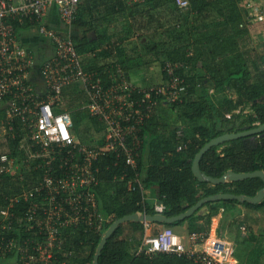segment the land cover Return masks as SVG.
<instances>
[{
	"label": "trees",
	"instance_id": "obj_1",
	"mask_svg": "<svg viewBox=\"0 0 264 264\" xmlns=\"http://www.w3.org/2000/svg\"><path fill=\"white\" fill-rule=\"evenodd\" d=\"M101 3L106 5L105 9L102 8L103 12L116 14L129 11L133 16L141 11L137 7L142 4L129 7L125 0H102ZM190 3L189 11L182 12L177 9L175 0H144L142 11L146 21L143 27L139 21H134L129 29L136 26L145 30L138 38L141 43L137 41L131 48L125 43L126 37L107 39V35L102 34L93 40L89 32L97 28L92 21L81 17L82 0L73 24V39L79 52L83 55L96 53L85 58L86 70L96 71L104 85L112 81L111 76L116 74L118 65L129 79L130 72L140 68L147 56H152V62L162 67L163 82L172 78L167 71L168 64L174 68L173 76L185 79L188 97L184 96L183 102L172 107L164 106L156 110L141 134L143 147L138 159V173L145 188L165 205L164 215L168 217L178 216L212 195L231 193L254 197L264 188V181L259 177L219 185L202 183L192 170L196 155L212 139L226 133L241 132L247 125L256 128L264 124V44L259 45L257 55H249L244 49V37L250 36V32L258 26L263 27L264 23H252L247 18L243 0H190ZM156 12L161 17L173 15L174 21L153 23ZM17 28L21 30L24 26L18 25ZM158 28L159 35L156 32ZM27 45H32L38 65L54 52L53 45L43 39L32 37ZM85 98L76 86L66 88L58 110L72 112L75 134L89 143L86 140L91 133V125L98 127V124L79 109ZM247 108L250 111L245 113ZM2 115L0 110V117ZM175 116L179 117V125L177 121L173 122ZM180 128L183 135L178 137ZM16 133L14 139L5 137L0 140V154L6 153L21 161L18 147L23 133L20 130ZM179 146H183L182 151H178ZM116 160L114 155H109L97 162L100 183L93 187L100 212L106 218H114L101 232L85 231L83 228L64 230L62 251H53L55 257L66 260L67 264H92L103 234L117 219L138 212L156 214L152 201L144 200L140 190H128V182L135 172L126 168L125 162L116 165ZM22 165L17 175L0 176V210L8 207L13 197L35 185L45 171L44 166ZM200 169L214 178H221L229 171H264V133L213 147L202 158ZM125 172L128 173L127 178L118 179ZM26 206L20 203L16 209L25 210ZM204 206L209 209L205 216L200 214V209L184 221L152 223L151 234L159 233L165 226L174 230L176 226H186L188 235L209 233L216 218L219 219L217 236L232 244L235 264H248V258L253 253L255 264H259L264 256V240L259 237H264V226L260 224L258 235L255 228L259 219L255 214H264V199L258 204L222 200ZM21 213H17L15 218ZM241 225L248 229L249 236H240L241 230L237 233ZM144 231V223L130 221L120 225L108 239L99 264H197L193 259L178 254L161 253L152 258L138 256ZM3 235L7 242L12 231L4 230ZM87 247L90 253L86 256ZM9 252L12 254H7L5 258H16L17 264H41L36 256L24 261L20 247Z\"/></svg>",
	"mask_w": 264,
	"mask_h": 264
},
{
	"label": "built area",
	"instance_id": "obj_2",
	"mask_svg": "<svg viewBox=\"0 0 264 264\" xmlns=\"http://www.w3.org/2000/svg\"><path fill=\"white\" fill-rule=\"evenodd\" d=\"M79 4L80 0H0V140L16 138L17 130L23 133L18 147L22 160L0 154V176L17 175L22 164L45 169L35 185L0 210V253L20 247L24 260L36 256L41 264H61V259L53 251L44 252L43 246L55 242L51 247L61 249L64 230L101 232L113 220L114 216L106 218L100 212L93 190L100 183L96 164L104 156L114 155L116 165L125 162V167L135 172L128 190H140L143 199H148L138 173L142 130L158 108L172 107L187 96L185 79L173 76L171 64L167 70L170 81L154 88L132 84L120 65L109 85L103 84L96 71L86 70L85 58L96 53L83 55L73 39ZM175 4L180 11L191 6L190 0H175ZM53 9L59 14L61 29L48 22ZM246 9L251 22L264 23V3L248 0ZM18 25L26 32L36 28L33 37L53 45L52 56L41 65H36L32 45L21 40ZM73 86L86 96L79 109L97 122L98 127L92 124L88 136L101 133L98 140L83 142L75 134L72 112L58 110L64 90ZM182 150L179 146L178 151ZM127 175L125 172L118 179ZM20 203L27 205L25 210L16 209ZM153 208L156 214L166 211L157 198ZM17 213L21 214L15 218ZM4 230L12 231L7 242ZM161 253L186 256L197 264L235 261L232 244L213 230L185 238L170 226L151 234L150 224H145L137 255L152 258Z\"/></svg>",
	"mask_w": 264,
	"mask_h": 264
},
{
	"label": "water",
	"instance_id": "obj_3",
	"mask_svg": "<svg viewBox=\"0 0 264 264\" xmlns=\"http://www.w3.org/2000/svg\"><path fill=\"white\" fill-rule=\"evenodd\" d=\"M262 133H264V124L256 128H251L248 125V126H245L241 132L226 133L224 135H221L219 137L212 139L199 151V153L196 155L194 159L192 170H193L195 177L202 183H211L213 185L239 182V181H244L247 179L257 178V177L261 178L264 181V171H255V172H250V173H236L234 171H229L221 178H214V177L208 176L207 174L203 173L200 169V163H201L202 158L213 147L219 146L223 143L237 140L243 137L261 135ZM158 193H159V189H158ZM263 199H264V188H262L254 197H249L245 195H235L231 193H224V194L222 193V194L212 195L205 199H202L198 204L189 208L186 212L178 216H174V217H168L164 214L163 215L161 214L150 215V214L139 213V212L134 213L132 215L122 217L120 219H117L109 227V229L103 234L102 240L97 248L92 264H99L102 252L105 248V245L108 239L112 237V235L117 231L119 226L122 225L123 223L130 222V221H136V222H140L144 224H152V223L173 224L178 221L186 220L187 218L194 215L200 209H201L200 214L205 216L209 212V209L207 206H204V205H206V203H209V202H216V201H222V200H237L240 202L258 204L261 201H263ZM159 203H161L160 200H159Z\"/></svg>",
	"mask_w": 264,
	"mask_h": 264
},
{
	"label": "crops",
	"instance_id": "obj_4",
	"mask_svg": "<svg viewBox=\"0 0 264 264\" xmlns=\"http://www.w3.org/2000/svg\"><path fill=\"white\" fill-rule=\"evenodd\" d=\"M82 1H83V5L81 8V10H82L81 11V17L84 20L92 21L93 26L95 25L96 26L95 28H97V29H94V30L89 32V35L92 37L93 40H97L98 35H102V34L107 35V39H109V38L113 39V37L115 39L116 38L122 39V38L126 37L128 39H126L127 42H125V43H128L127 47L131 48L132 46H134V43H131V40H134V37H139L141 35V33L145 30L144 28H142V29L138 28L137 29L136 26H132L131 30L129 29V27H130L129 25L130 24L134 25V21H135V23H136V21H139L140 26L143 27V25L146 21L145 17L143 16V11H142V7L144 6V4H143L144 0H125V3H127V5L129 7H133L137 3H142L139 7H137L141 11H138L135 16H133L129 11H124V13L120 12V13H116V14H110V13H107L106 11L103 12L102 10L105 9L106 5L105 4L101 5L102 0H82ZM243 1L245 3V7H246V3L248 0H243ZM255 1H260L261 3H264V0H255ZM189 9L186 11H189ZM182 12H184V11H182ZM247 12H248V10H247ZM191 15H194V14L191 13ZM248 17H249V15H247V18ZM172 18H173V15H168V16L163 15L161 17L159 12L158 13L156 12V15L154 16V22L153 23H159V20L163 21V22L168 21V23H172L174 21ZM47 19H48V22L51 26L58 28V29L62 28V24H61V21L59 18V14L57 13L56 9H53V11L49 14ZM193 23H194V20H193ZM263 28H264V26H263ZM26 31L22 35V38H21V40L23 41L24 44H27L28 40L31 39L34 35V34L30 35L29 31L28 32H26ZM152 31H154V26L152 27ZM156 32L159 35L160 28H158ZM196 34H198V33H196ZM202 36L203 35H201V39H203ZM153 64H156V63H153ZM151 66L152 65L143 64L140 68L134 69L136 71L144 70L143 75H139V76L136 75V77H138L136 79V81L140 82L141 85L137 84V83L135 85L143 86V87H151V86H154L156 83L160 82V78H155V76L152 74L154 72V70H152ZM129 78L131 81H134V80H132L131 72H130ZM162 82H163V78H162ZM187 97L188 96H186V98ZM147 191H148L147 192L148 199L150 201H152V203H154V199H156V198H154L151 195V192L149 190H147ZM213 220L215 222H217L216 223L217 225H215V227H214V231H215L216 229H218L219 219H213ZM235 263H236V261H235Z\"/></svg>",
	"mask_w": 264,
	"mask_h": 264
},
{
	"label": "rangeland",
	"instance_id": "obj_5",
	"mask_svg": "<svg viewBox=\"0 0 264 264\" xmlns=\"http://www.w3.org/2000/svg\"><path fill=\"white\" fill-rule=\"evenodd\" d=\"M256 25V24H255ZM25 33V30H21V32H20V34H21V36L23 35ZM38 33V31H37V29L36 28H34V29H32L31 31H29V34L30 35H33V34H37ZM262 34V35H261ZM261 35V36H260ZM139 37H134V40H131V43H134V44H136L137 43V41L139 42V43H141V41L138 39ZM244 39L246 40V44L244 45V49L247 51L248 50V52H249V55H257V54H255L256 53V51L258 52V50H259V45L260 44H264V28L262 27V26H258L255 30H252L251 32H250V36H248V37H244ZM153 57L152 56H147V57H144L143 58V63L144 64H148V65H152L151 67H152V70H154V72L152 73L154 76H155V78H160V82H158V83H156L154 86H151V87H149V88H154L155 86H160V84L162 85L163 84V82H162V76H163V74H162V67L160 66V64L159 63H157V62H155L156 64H153ZM259 63V65H261V62L259 61L258 62ZM144 74V70H138V71H136V70H133V71H131V76H132V80H134V81H131V83L132 84H140L141 85V83L140 82H138V81H136V79L138 78V77H136V75H143ZM162 82V83H161ZM146 84V83H145ZM159 84V85H158ZM137 86V85H136ZM138 87H140V88H146V87H143V86H138ZM164 108V106L163 107H161V108H158L157 110H160V109H163ZM180 109H177L176 111H178V112H180L179 111ZM248 111H250V108H247V110L245 111V113H248ZM176 115V114H175ZM178 115H181V113H179ZM174 121V123L177 121V124L179 125L180 124V121H179V117L177 118V116H175V118L173 119ZM94 133V132H93ZM178 137H180V136H182L183 135V132H182V129L180 128L179 130H178ZM100 137H102L101 136V133H95V135L93 134V136L91 135V136H88V138H87V140L86 141H88V142H90V141H92V140H94V138L95 139H97V138H100ZM98 140V139H97ZM257 217H258V219H259V224L256 226V228H255V230L257 231V234L258 235H260V233H259V228L258 227H260V224L261 225H263L264 226V214L263 213H256L255 214ZM216 219V218H215ZM214 221V220H213ZM212 221V224H211V230H213V232L214 233H218V229H216L215 231H214V227H215V225H217V224H215V223H217V222H213ZM239 228V227H238ZM71 229V228H70ZM263 230H264V228H262ZM175 230H176V232L178 233V234H180V235H182V236H184L185 238L188 236V234H187V228H186V226H184V227H179V226H176L175 227ZM239 230H241V232H239V233H241L240 234V236H242V237H244L245 235L246 236H249V231H248V229H246V227L245 226H242L241 225V227H240V229H238L237 230V233H238V231ZM255 231V232H256ZM256 234V235H257ZM261 239H263L264 240V237H262V236H259ZM42 244H43V242H41ZM49 243V242H48ZM53 244H55V242L53 243ZM53 244H46L45 246L46 247H44L43 246V251L44 252H46L47 250L48 251H50V252H52L53 250L55 251V250H58V252H60V251H62V248L61 249H55V248H52L53 246ZM48 246V247H47ZM52 246V247H51ZM2 249V248H1ZM85 250H86V256L88 255V253H90V249H89V247H87V248H85ZM53 251V252H54ZM88 251V252H87ZM7 254H12L11 252H8L6 249H5V251H4V253L1 255V259H0V264H17L16 262L18 261L16 258H5L6 256H8ZM255 254L253 253V254H251L250 256H249V258H248V264H255V259L254 258H256L255 256H254ZM25 261V260H24ZM62 262H61V264H67V261L66 260H61ZM225 264H235V261H232V262H226ZM259 264H264V256L261 258V262L259 263Z\"/></svg>",
	"mask_w": 264,
	"mask_h": 264
},
{
	"label": "bare ground",
	"instance_id": "obj_6",
	"mask_svg": "<svg viewBox=\"0 0 264 264\" xmlns=\"http://www.w3.org/2000/svg\"><path fill=\"white\" fill-rule=\"evenodd\" d=\"M36 65H38V63H36ZM229 247V246H228Z\"/></svg>",
	"mask_w": 264,
	"mask_h": 264
},
{
	"label": "flooded vegetation",
	"instance_id": "obj_7",
	"mask_svg": "<svg viewBox=\"0 0 264 264\" xmlns=\"http://www.w3.org/2000/svg\"><path fill=\"white\" fill-rule=\"evenodd\" d=\"M248 126V125H247Z\"/></svg>",
	"mask_w": 264,
	"mask_h": 264
}]
</instances>
